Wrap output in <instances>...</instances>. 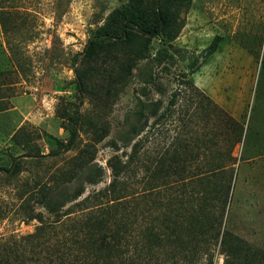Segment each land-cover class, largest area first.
Here are the masks:
<instances>
[{
	"label": "rangeland",
	"instance_id": "obj_1",
	"mask_svg": "<svg viewBox=\"0 0 264 264\" xmlns=\"http://www.w3.org/2000/svg\"><path fill=\"white\" fill-rule=\"evenodd\" d=\"M128 8L145 23L153 19V0H0V106L7 109L0 112V239L31 234L39 222L27 219L30 212L52 219L34 188L67 171L86 144L93 146L94 161L66 188L83 185L80 198L109 189L111 167L124 164L137 141L129 139L139 103L160 101L162 117L156 125L150 119L138 137L153 135L144 150L160 154L185 132L191 145L194 132L200 142L194 148L197 161L189 165L193 172L196 163L204 168L209 160L205 145L214 143L218 152L230 148L233 183L224 227L257 254L253 264H264V0H191L171 46L151 42V55L165 50L172 58L157 63L137 61L134 49L104 52L92 63L100 71L92 90L119 74L124 83L116 85L107 104L80 96L73 69L83 68L86 43L104 28L121 27L125 17L118 13ZM215 36L220 37L217 50L203 61V50ZM123 58L129 70L121 73ZM172 96L174 107L169 105ZM216 108L243 128L245 139L227 147L225 119ZM75 112L83 115L77 126L71 119ZM19 128L26 136L17 145L10 137ZM73 129L76 138L68 147L67 132ZM96 134L106 136L95 142ZM29 150L44 157L20 158ZM12 158H19V172L7 175ZM219 161L226 164L224 158ZM96 167L103 174L98 183L87 185L85 176ZM128 174L139 192L142 170ZM125 178L121 174L118 179ZM224 263L216 250L213 264Z\"/></svg>",
	"mask_w": 264,
	"mask_h": 264
},
{
	"label": "trees",
	"instance_id": "obj_2",
	"mask_svg": "<svg viewBox=\"0 0 264 264\" xmlns=\"http://www.w3.org/2000/svg\"><path fill=\"white\" fill-rule=\"evenodd\" d=\"M190 1L153 0V19L146 23L130 13L129 8L119 12L125 17L121 27L104 28L86 43L80 59L83 68L73 69L78 94L93 96L96 101L107 104L116 85L124 83L125 77L119 74L107 84L99 85L98 90H92L94 80L100 76L98 67L92 63L104 52L134 49L137 61L150 59L157 63L172 58L165 50L151 55V42L158 40L171 46L181 28L179 17L189 9ZM219 41L220 37L215 36L203 50V61L217 50ZM126 63L123 58L121 73L129 70ZM194 72L191 70V74ZM186 84L197 91L191 82ZM175 101L172 96L170 107H174ZM160 107V101L139 103L138 123L130 129L129 139L137 141L126 162L119 168L111 167L113 179L109 189L80 198L83 185L71 190L66 188L94 161L92 144H86L69 162L67 171L50 184L38 183L34 189L38 188L39 204L52 219L45 220L39 213L30 212L27 219L37 220L39 225L31 234L18 239L12 236L0 239V264H213L216 250L223 255L224 264H253L257 254L225 229L223 222L233 183L234 158L230 148L218 152L208 139L211 145L205 147L209 150V160L203 164L204 168L196 163L193 172L189 165L197 161L198 152L194 148L200 140L192 131L191 145L186 138L189 132H185L183 138L176 137L160 154L144 150L153 135L143 134L144 140L138 137L150 119L156 125L162 117L163 114L158 115ZM216 109L225 119L227 147L239 143L243 136L245 139L247 134L243 128ZM6 110L0 106V112ZM82 118V114L75 112L71 119L77 126ZM182 127L184 130L185 126ZM67 133V146L72 147L76 130ZM24 136L25 130L19 128L10 140L18 145ZM95 136L98 137L93 141L100 142L106 134ZM25 157L38 160L44 156L29 150L20 156ZM219 158H224L226 164L219 163ZM18 160L12 158L11 167L5 170L7 175L19 172ZM134 169L142 170L139 192L134 191L132 176L128 174ZM102 174V168L96 167L86 174L85 183H98ZM121 174L129 180L118 179ZM260 254L264 261V253Z\"/></svg>",
	"mask_w": 264,
	"mask_h": 264
},
{
	"label": "crops",
	"instance_id": "obj_3",
	"mask_svg": "<svg viewBox=\"0 0 264 264\" xmlns=\"http://www.w3.org/2000/svg\"><path fill=\"white\" fill-rule=\"evenodd\" d=\"M203 66H204V64L200 68H202ZM226 80H227V78L225 79V81ZM228 80H229V82L231 84L232 83V77H231V75L228 76ZM224 107H225V110H227L229 113H231L233 116H235V113H233V111L231 110V107L230 106L224 105Z\"/></svg>",
	"mask_w": 264,
	"mask_h": 264
},
{
	"label": "built area",
	"instance_id": "obj_4",
	"mask_svg": "<svg viewBox=\"0 0 264 264\" xmlns=\"http://www.w3.org/2000/svg\"><path fill=\"white\" fill-rule=\"evenodd\" d=\"M158 41V40H157Z\"/></svg>",
	"mask_w": 264,
	"mask_h": 264
}]
</instances>
